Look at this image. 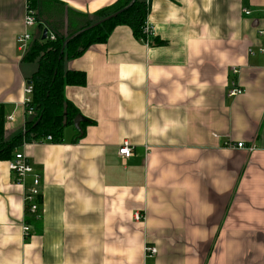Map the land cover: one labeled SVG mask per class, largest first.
<instances>
[{
  "label": "crops",
  "instance_id": "crops-1",
  "mask_svg": "<svg viewBox=\"0 0 264 264\" xmlns=\"http://www.w3.org/2000/svg\"><path fill=\"white\" fill-rule=\"evenodd\" d=\"M117 1L48 0L42 19L61 17L66 33L68 13L90 21ZM148 2L156 44L119 25L66 62L86 77L64 88L82 134L69 125L61 142L19 148L42 182L26 239L23 188L0 160V264H264V0ZM26 3L0 0L4 139L28 118L20 102L34 70L16 44Z\"/></svg>",
  "mask_w": 264,
  "mask_h": 264
},
{
  "label": "trees",
  "instance_id": "trees-1",
  "mask_svg": "<svg viewBox=\"0 0 264 264\" xmlns=\"http://www.w3.org/2000/svg\"><path fill=\"white\" fill-rule=\"evenodd\" d=\"M46 1L48 0H27L41 22L38 25L39 30L46 27L55 36L54 40L41 39L42 34L36 37L22 59L27 63H37V70L28 78L33 85L32 105L35 112L26 119L24 133L20 131L15 136L4 139L3 117L6 110L0 105V160L11 159L23 139L27 142L39 141L50 135L54 142H61L64 128L72 125L73 118L78 114L77 108L65 99L64 88L67 85L83 86L86 82L84 72L66 68L67 61L81 56L92 44L105 43L119 25L128 26L138 41L144 36L142 26L149 10L145 0H135L127 9L125 8L131 0H118L110 7L95 13L96 19L90 21L70 12L67 14L66 33L62 31L61 17L54 22L53 20L46 22L42 19L43 15L51 12V9L44 4ZM49 1L54 2V0ZM120 10L123 11L115 17L71 39L62 50L63 41L70 35ZM63 14L64 12L62 16ZM156 39L154 37L150 45L156 44Z\"/></svg>",
  "mask_w": 264,
  "mask_h": 264
},
{
  "label": "built area",
  "instance_id": "built-area-1",
  "mask_svg": "<svg viewBox=\"0 0 264 264\" xmlns=\"http://www.w3.org/2000/svg\"><path fill=\"white\" fill-rule=\"evenodd\" d=\"M146 4L149 5L148 0H146ZM147 11V16H148ZM242 12L245 15H248L250 12L247 9H243ZM146 16V19L142 26V33L143 38H141L142 43L145 45H150L151 40L155 37L154 36V27L151 24V22L148 20ZM41 22L36 17V12L30 7L28 2L25 4V12H24V18H23V25L25 28V31L22 34H19L16 38V44L17 49L20 52V58L23 59L24 55L29 49L30 44L35 39L30 31L34 26H38ZM46 28V27H44ZM38 36H41L43 29L38 30ZM259 36L264 37V29H260L257 31ZM46 39L54 40L55 36L54 34L47 29ZM253 50H249L250 53ZM257 51L260 53H264V46H259L257 48ZM239 68L238 67H232L230 69V73L233 75L232 79L230 80L227 88V96L229 98H235L243 93V88L240 86L238 82V75H239ZM29 79L25 80L24 86H23V97L22 101L20 102V105L22 107L23 113L27 117H31L34 115V106L32 105L33 99V85L31 82H29ZM13 115L10 114L6 117L7 121L13 120ZM22 133L25 132V123L22 126ZM36 142V141H31ZM41 142H51L54 143L52 137L50 135H47L46 137L41 139ZM26 143H29L22 140L21 147H24ZM233 148L238 149H246L248 151L253 150V146L246 147L243 142H238L235 145L232 146ZM19 148L15 149V152L11 159L7 160V166L9 171L14 175L15 181L20 184L23 188V211H24V219L21 225V232L26 239L30 235V225L28 218L32 219H39L40 213H39V205H40V198H41V176L40 174L33 168L31 162L29 161V158L19 150ZM119 155L123 158H128L132 154V147L130 143L125 140L121 143L119 151ZM27 218V220H26ZM134 218L136 220H140L142 218L141 214L138 212H135ZM144 252L148 255H155L156 248L152 246H144Z\"/></svg>",
  "mask_w": 264,
  "mask_h": 264
},
{
  "label": "water",
  "instance_id": "water-1",
  "mask_svg": "<svg viewBox=\"0 0 264 264\" xmlns=\"http://www.w3.org/2000/svg\"><path fill=\"white\" fill-rule=\"evenodd\" d=\"M134 1H135V0H131V2L129 3V5L126 6L125 9H127L128 7H130V6L133 4ZM122 11H123V10H120V11L115 12V13L109 15V16H106V17H104V18H101V19H99L98 21H96L95 23L91 24L90 26H88V27H86V28H84V29H82V30H79L78 32H75L74 34L70 35L68 38H66V39L63 41V43H62V50L64 49L65 45H66L71 39H73L74 37H76L77 35L81 34L82 32H84V31H86V30H88V29H91L92 27H95V26L99 25L100 23H103V22L109 20V19L112 18V17H115L118 13H121ZM46 34H47V28H44L43 31H42L41 39H45V38H46ZM29 82H31V81H29ZM83 120H84V118H83L81 115L77 114V115L73 118V121H72V126H73V128L79 133V135L82 134V128H81V125H80V124H81V122H83Z\"/></svg>",
  "mask_w": 264,
  "mask_h": 264
},
{
  "label": "rangeland",
  "instance_id": "rangeland-1",
  "mask_svg": "<svg viewBox=\"0 0 264 264\" xmlns=\"http://www.w3.org/2000/svg\"><path fill=\"white\" fill-rule=\"evenodd\" d=\"M29 66H30V68H31V66H32V67H33L32 69H33L34 71L37 70V63H36V62H31V63H29ZM21 131H22V129H21Z\"/></svg>",
  "mask_w": 264,
  "mask_h": 264
}]
</instances>
